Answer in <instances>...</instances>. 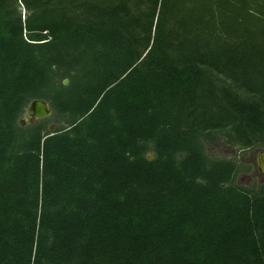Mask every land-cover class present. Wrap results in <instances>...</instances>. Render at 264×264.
I'll return each instance as SVG.
<instances>
[{
	"label": "trees",
	"instance_id": "1",
	"mask_svg": "<svg viewBox=\"0 0 264 264\" xmlns=\"http://www.w3.org/2000/svg\"><path fill=\"white\" fill-rule=\"evenodd\" d=\"M221 139L264 148V0H0V264H264Z\"/></svg>",
	"mask_w": 264,
	"mask_h": 264
},
{
	"label": "water",
	"instance_id": "2",
	"mask_svg": "<svg viewBox=\"0 0 264 264\" xmlns=\"http://www.w3.org/2000/svg\"><path fill=\"white\" fill-rule=\"evenodd\" d=\"M63 83H66V79H63ZM51 114V109L47 101L41 98L31 99L24 108V117H21L18 120L20 125L30 124L35 122L39 118L47 117ZM55 127L54 123H50L47 127L49 133L53 132ZM232 153L237 152L233 147H229ZM252 167L256 171V174L259 178V183L264 181V148H255L252 150ZM146 157L152 159L154 157L152 152H147ZM258 183V184H259ZM257 184V185H258Z\"/></svg>",
	"mask_w": 264,
	"mask_h": 264
},
{
	"label": "rangeland",
	"instance_id": "3",
	"mask_svg": "<svg viewBox=\"0 0 264 264\" xmlns=\"http://www.w3.org/2000/svg\"><path fill=\"white\" fill-rule=\"evenodd\" d=\"M22 117H24V112H23V114H22ZM49 125V124H48ZM48 125H47V127H48ZM221 141V143L222 144H224L223 143V141H222V139L220 140ZM227 146V145H226ZM221 147V149H220V151H217V150H211V149H207L208 150V152H210V153H217V154H220V155H236L237 156V158H239V159H245L246 158V156L248 155V153H250L253 149H255V148H253V149H251V150H248L246 153H240V152H235V153H232V151H231V149L229 148V146H227V147H222V145L220 146ZM238 175L239 174H237L236 175V178H235V183H237V184H249V182H251V184L252 183H254V184H258L259 183V178H258V176H257V174L255 173L253 176H248V180L247 179H244L243 177H238ZM240 178H243V179H240Z\"/></svg>",
	"mask_w": 264,
	"mask_h": 264
},
{
	"label": "flooded vegetation",
	"instance_id": "4",
	"mask_svg": "<svg viewBox=\"0 0 264 264\" xmlns=\"http://www.w3.org/2000/svg\"><path fill=\"white\" fill-rule=\"evenodd\" d=\"M222 145V147L224 146V147H227L225 144H222L221 143V141L220 140H216L215 142H213L212 144H209L208 146H207V149H211V150H217V151H220V149H221V146ZM228 148V147H227ZM222 150V149H221ZM252 156H253V152L251 151L250 153H248V155L246 156V158L244 159H241L245 164H249V165H251V168H250V170L248 171V172H239L238 174V177H243L244 179H247L248 180V176L250 175V176H253L255 173H256V171L254 170V168L252 167V164H251V162H252ZM243 178H240V179H243ZM247 185H251V182H249V184H247Z\"/></svg>",
	"mask_w": 264,
	"mask_h": 264
}]
</instances>
